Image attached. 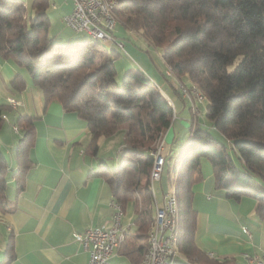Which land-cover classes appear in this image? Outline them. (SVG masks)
I'll use <instances>...</instances> for the list:
<instances>
[{"label": "trees", "instance_id": "trees-1", "mask_svg": "<svg viewBox=\"0 0 264 264\" xmlns=\"http://www.w3.org/2000/svg\"><path fill=\"white\" fill-rule=\"evenodd\" d=\"M115 1V16L123 23L118 21L110 35L118 40L112 34L122 24L141 33L150 45L162 48L164 65L174 74L172 79L166 74L164 78L174 94L181 97L179 85L187 78L208 99L207 118L225 140L202 127L193 113L180 167L169 166L171 158L166 156L163 175L167 173L169 180L173 175L179 218L175 264H235L230 258L217 259L197 245L194 186L203 181L202 160L208 159L216 188L225 191L229 200L254 199L256 214L264 219V0ZM49 9L50 0H34L31 11L25 0H0V58L27 71L45 105L58 101L65 112L75 113L86 123L91 135L87 151L92 156L98 155L101 137L123 133L117 168L102 161L100 169L113 201L123 209V220L129 212L134 217L133 225L125 226L119 254L130 264H143L156 211L151 183L154 151L173 126L176 110L144 71L130 70L117 83L113 55L121 51L116 45L109 49L92 38L66 44L53 36ZM12 86L20 93L27 83L16 77ZM18 108L8 100L0 104V130L6 114ZM14 126L23 132L13 173L18 197L34 164L30 154L36 140V117L19 115ZM8 171L0 144L3 213L17 210L16 202L5 196ZM14 260L15 244L10 238L0 264Z\"/></svg>", "mask_w": 264, "mask_h": 264}, {"label": "crops", "instance_id": "crops-1", "mask_svg": "<svg viewBox=\"0 0 264 264\" xmlns=\"http://www.w3.org/2000/svg\"><path fill=\"white\" fill-rule=\"evenodd\" d=\"M33 1L25 0L29 11ZM73 8L72 0H50L51 21L64 26L63 19L72 13ZM126 32L127 29L117 30L115 35L122 39ZM53 36L61 40L65 37L62 28L55 30ZM127 49L128 56L130 51L136 53ZM138 58L142 69L155 85L161 87L169 98L178 101L175 94V97L170 95L166 80L161 78L165 71L163 60L160 68L158 63L152 64L142 54L138 53ZM129 60L132 62L131 57ZM18 75L27 83V88L13 93L12 82ZM9 98L22 102L17 110L6 114L8 125L4 124L0 130L1 149L8 160L7 176H10L6 177L8 187L5 196L6 200L16 202L17 210L12 213L0 210V261L10 238H13L15 260L11 264H88L89 253L74 240L73 235L90 228L107 229L110 226L113 197L100 169L104 156L100 151L97 156L88 153L91 135L83 120L75 113L65 112L62 105L56 102L44 108L42 93L33 85L27 71L18 68L11 60L0 58V104L7 103ZM174 107L177 115L175 103ZM25 114L37 117L36 140L30 154L34 164L27 173L24 192L17 197L13 173L17 168L16 148L23 135L21 130L14 133L12 127L18 116ZM175 126L176 123L165 134V154L171 158L169 166L179 168L182 154L173 155L172 152L173 143L178 139ZM177 127L185 128V123H178ZM203 177V181L194 186V209L198 212L196 242L199 248L217 259L230 258L235 264H250L246 255L252 258L264 256V219L256 214V201L252 198L241 202L229 200L225 191L216 188L211 166L203 169ZM167 179L170 189L166 190L164 177L154 183L155 187L153 185L155 204L158 202L156 206L162 205L164 193L167 195L172 189L168 176ZM157 187L162 189L160 197L155 190ZM125 217L128 218L126 222L123 220L124 226L133 225L134 217ZM119 251L112 261L130 264Z\"/></svg>", "mask_w": 264, "mask_h": 264}, {"label": "rangeland", "instance_id": "rangeland-1", "mask_svg": "<svg viewBox=\"0 0 264 264\" xmlns=\"http://www.w3.org/2000/svg\"><path fill=\"white\" fill-rule=\"evenodd\" d=\"M73 7H74V5H73ZM54 15H55V13H54ZM119 21H121L123 23V21L120 18H119ZM54 22H55V20H53L51 22L52 23L51 34L53 35V32H55V30H59V28H62V35L65 36V37H62V38H64V41H65L64 43H66V44H70V43H73V42H77V41H80V40H85V39L91 38L86 33H75L71 28L66 27L65 25L63 26L60 23L56 24ZM121 29L126 30L122 24H119V27L117 28V30L120 31ZM112 35L115 36V34H112ZM141 35H142L141 33L139 34V33L127 30L126 35H124V37H122L121 40L120 39L115 40L114 43L113 42H104V41L101 42V44H103L106 48H109V49L111 48L109 45H116L118 47V44L122 43L125 46L126 49L127 48H129V50L133 49L137 53V54L136 53L133 54L130 51V55L128 56V55H126V54H129V53H127L128 49L127 50L125 49V51H123V50H121L118 47L119 50L122 53L117 52V53H115L113 55L114 59H115V64H116V67H117V72H118V75H117V83L118 84H121L124 81L125 75H126V73L128 71H130V70H133V71L141 70L142 71L143 70L142 67H141L142 62L138 58V53L144 55L146 57V59H148L152 64H154V62H155V64L158 63L159 67L162 68L161 55L163 53V49L160 48V47H155L153 45H150L149 43H147V41L144 38H142ZM68 41H71V42H68ZM129 57L132 58V62L129 60ZM167 67H170V66H165L164 67L165 68L164 74H166ZM154 69H156V67ZM160 72H162V70ZM171 72H172L171 76H168L166 74L170 79L174 78V74H173L172 68H171ZM18 76H19V78H22L20 75H18ZM162 76L163 77H161V78H163L165 80L166 78H164V75H162ZM165 82H166L167 86L170 89V95L172 97H175L174 92H173V87L171 85H169L168 81H165ZM172 82L175 83V81H172ZM154 86L157 89L162 91V93H163L162 95L165 98L166 97L169 98V96L162 90L161 87H159L157 85H154ZM179 86L181 87L182 94H181V97H178L179 98L178 101H176L175 98L174 99L173 98L172 99L169 98L170 99L169 103L173 106L174 110L176 109L174 107V103H175L176 106H177V111H178V113L176 115L177 118L175 117L177 120L174 119V121H175L174 123H176L175 127L177 129V134H178L177 137H178V139H176V141L173 143V146H172L173 155L175 153L182 152V150L184 149L183 147L185 146L186 142L189 139V136H190L189 125H190V120L192 119L193 113H194V115H198V120H199L200 125L202 127L210 130L212 132L213 136H215L216 138H219V140L223 141L224 138L222 137V135L217 130H215L212 127V124H211L210 120L207 118V107H208V104H209L208 99L204 98L202 102L198 101L197 100L198 96H203V95L196 90V88L189 82V80L187 78H184L183 81H182V84H180ZM11 91L13 93H16V91H15L13 86L11 87ZM189 97H191L192 102L194 101L193 103L190 101ZM182 99H185L186 101L182 100ZM55 102L60 104V102H58V101H55ZM43 104H44V108L47 107V105H45L44 99H43ZM196 110H199L200 113L198 114L196 112ZM34 117H35V115H34ZM183 118H185V119H183ZM36 121H37V117H36ZM181 122L185 123V128L182 127L180 129V128L177 127V124L181 123ZM7 125L8 124H6V127H7ZM21 134L23 135V132ZM19 139H21V138H19ZM123 139H124L123 133H119V134H116L111 139H107L105 137H101L100 140H99V146H100L99 151L101 152V155L104 156V159H101V160L102 161L104 160L108 164L109 168H111V169L117 168V160L120 157V150L122 148L121 146L123 145V142H124ZM230 150H231L230 154L233 157V151H232L231 147H230ZM230 150H229V152H230ZM98 154H99V152H98ZM207 161H208V159H203L202 160V168L204 170L206 169V167L211 165L210 162L209 161L207 162ZM9 177L10 176H7V178H9ZM163 177L165 178L166 190L170 189L171 186H170V183L168 182L166 173L164 174ZM168 178H169V176H168ZM170 181L172 182V189L171 190H173V188H174L173 187L174 186L173 178H170ZM168 183H169V185H168ZM155 190L157 192V196L162 194L161 187L160 188L157 187V188H155ZM164 194H166V193H164ZM128 215L131 216L132 213L129 212ZM127 218L125 217V222H126ZM122 262H125L124 264H128V262H126V261H122Z\"/></svg>", "mask_w": 264, "mask_h": 264}, {"label": "built area", "instance_id": "built-area-1", "mask_svg": "<svg viewBox=\"0 0 264 264\" xmlns=\"http://www.w3.org/2000/svg\"><path fill=\"white\" fill-rule=\"evenodd\" d=\"M110 1V5H111ZM74 9L70 15L64 17L63 22L76 33H86L87 35H97L107 37L110 42H115L110 35L116 29L115 20H112L109 13V7H103V1L100 0H73ZM124 50L122 43L118 44ZM168 76L172 74L166 73ZM198 101H201L199 97ZM13 108L22 105L21 101L14 98L8 99ZM192 102V101H191ZM193 103V102H192ZM199 114L200 111L196 110ZM167 145H160L154 151L159 159L156 182L160 181L164 172L166 163ZM167 195L164 194L163 203L160 205L161 232L156 237L155 264H161L163 259L173 258L166 249V241L169 238L168 224L170 217L167 212ZM111 221L110 226L105 228H90L84 233H75L73 238L80 243L84 250L89 253L88 264H116L112 261L113 257L120 250L124 240L126 227L123 224L122 207L119 203H111ZM250 264H264V256L250 257L246 255Z\"/></svg>", "mask_w": 264, "mask_h": 264}, {"label": "bare ground", "instance_id": "bare-ground-1", "mask_svg": "<svg viewBox=\"0 0 264 264\" xmlns=\"http://www.w3.org/2000/svg\"><path fill=\"white\" fill-rule=\"evenodd\" d=\"M100 1H103V7H109L110 17L112 18V20H115V27H116L117 23H119L118 22L119 20L117 19V17L115 16V13H114L115 8H117V2L115 0H100ZM110 1H112L111 5H110ZM89 36L95 40L110 42V40H108V38L104 37V36H97V35H89ZM166 73H169V74L172 73L170 67H167ZM191 97H189L190 101H192ZM198 97L202 102L204 98L202 96H198ZM168 100L170 102L169 98H168ZM13 130L15 132H17L18 128L14 126ZM160 145H166L165 138L162 139L161 142H159L158 147ZM154 158H155V162H154V167L152 169V174H151L152 187H153L154 183L156 182L155 178L157 176V169L159 167V159H157L155 152H154ZM152 190H154V188ZM153 193H154V191H153ZM154 199H155V197H154ZM156 204H158V202ZM166 204H167V212H168L169 217H170V223L168 224L169 238L166 241V249L170 254L173 255V258L163 259L161 261V264H175L178 257H179V253L177 250L178 231H179V221L178 220H179V218H178V212H177V200H176L174 189L172 190L171 193L167 194ZM122 216L124 218L123 209H122ZM159 216H160V206H156L155 219L153 221L154 223H153L151 230L149 231L150 232L149 233V247H148L147 253L145 255V258L143 260V264H155L156 237H157L158 233L161 232V221H160Z\"/></svg>", "mask_w": 264, "mask_h": 264}]
</instances>
